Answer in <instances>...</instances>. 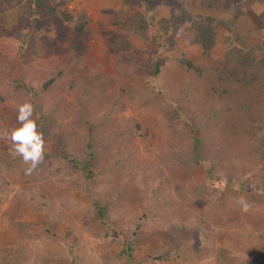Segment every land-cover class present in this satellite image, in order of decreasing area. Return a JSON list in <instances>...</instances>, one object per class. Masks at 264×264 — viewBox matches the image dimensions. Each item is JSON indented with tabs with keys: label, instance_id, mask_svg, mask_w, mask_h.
Returning <instances> with one entry per match:
<instances>
[{
	"label": "rangeland",
	"instance_id": "rangeland-1",
	"mask_svg": "<svg viewBox=\"0 0 264 264\" xmlns=\"http://www.w3.org/2000/svg\"><path fill=\"white\" fill-rule=\"evenodd\" d=\"M15 1L0 0V49L9 59L14 57L18 47L20 24L24 23L25 26L21 32L26 33L36 28L31 27L32 15H28L27 20L21 14V7L26 11L29 9L27 8L29 0H22L18 6H15L17 3ZM185 2L195 14L213 13L207 6H203L200 0H185ZM247 2L249 8L254 12L256 23L261 26L257 33L249 35V42L258 45L264 39V0H255L254 2L248 0ZM59 8L61 11L69 9L73 20L63 27L61 24H56L51 17L45 24L46 30L44 27L37 29L35 33L38 35L30 43L32 44L30 48L37 52L33 53L29 57L31 60L28 61L33 64L30 70L34 67L37 70H44L47 66L49 67L50 61L55 57L59 65L64 67L63 75L66 76H62L54 84L52 83L42 90L43 102L51 106L57 97L63 96L65 101L72 104L71 107H66V105L57 103L59 105L58 113H55L57 116H62L61 119H57V122L63 127L62 131L65 133L67 144L63 143V132L60 133L56 129L51 132L55 134L53 137L50 130H46L44 134L45 153L54 150L62 151L64 148L80 149L85 137L90 133L85 120L82 119L83 114H88L86 111L92 112L96 104L86 102L88 97L86 92L81 90L79 85L69 81L71 76L79 75L80 69H73L71 63L67 66L64 65L68 52H65L66 54L54 52L50 44L54 43L55 47L65 45L68 48V45L76 42V38L79 39L78 49L84 56V64L88 66L96 64L100 67L99 70L112 74L118 84H115L114 89L111 90L115 91L117 96L120 92V80L114 65L117 55L113 52L106 54V51L109 46L108 42L118 33V22L121 23L124 20L123 23H130L129 18L133 19L130 6L123 3L122 0H64ZM219 10L222 11L220 6L217 11L219 12ZM80 13L86 14L87 18L91 20L90 35L80 36L78 34L77 36L73 33L72 28ZM160 14L168 15L164 9L160 10ZM122 27L125 25L122 24ZM157 29L158 27L154 29L153 26H150L149 32L153 34ZM123 34L126 35L130 45L132 44V48L128 46L130 49L126 50L132 59L129 66L125 67L129 74H124L122 81L132 89L137 86L139 91L133 94L131 91L122 94L125 106L122 109L113 108L109 116L112 124L111 129L105 128V131L113 130L117 137L116 142L112 143L114 146L112 155L116 158H124L126 162L124 168L135 173L134 179L131 180L134 183L130 182L134 186L132 193H126L117 200L112 208L110 206L106 217L90 226L83 227L77 217L83 213V210L88 209L93 201V195L101 188L97 177L104 178V175L108 173L105 168L102 167L101 172L95 171L97 177L94 181H84L80 172L66 174L67 171L62 169L63 166L59 167L60 172L54 177L30 180H26L27 176L12 177L5 173L2 161L6 157V153L12 150L11 141L0 140V168L4 170L0 172V175L5 173V179L0 185V264H8L5 263L6 256H1L3 247H6L8 256L12 257L16 264H46L48 261L45 260L46 256L51 259L50 264H69L70 252L77 254L79 264H117L119 262L124 264L127 255L122 250L127 241L133 243H131V252L135 264H264V246L262 241L257 240L259 238L255 234L264 227V212L261 210L264 205L263 193L262 196L260 195L262 198V201L260 200L261 207L248 204L249 190L242 193L241 200L248 205L247 209H250L245 212L249 214V217H241L240 220H236L233 210H243L239 207L240 204L231 197L234 194L233 189L222 185V190L229 196L226 201L227 205L224 208L211 206L215 215H208L206 219L210 222L208 231H210L209 235L213 236L212 239H208L210 236H202L194 241L192 234V231L197 227L199 218L202 217V212H206L208 206L203 207L202 212L196 211L197 209L192 211L188 200L181 203V200L176 197V193H172L170 187L166 188L164 197H167V201L172 202L173 206L166 211V217L159 219L156 216L151 205L154 197V185L157 180H162L158 175V170L161 168L158 156L162 151L168 149L171 131L177 128L179 123H176L171 116H167L165 113L169 109L164 104L167 98L159 93L155 94L154 99L148 100L150 86L148 85L149 81H145L147 74L142 70L150 68V57L156 59L159 49L163 51V54H169L173 50L180 52L182 49L191 58L196 59L200 56L201 48L182 45V48L179 46L157 48L153 52L146 37H138L132 32H123ZM62 36L68 39L69 44L62 42L63 39L60 38ZM223 46L224 43L221 40L211 51V56L214 58L219 56L223 51ZM49 51L51 53H48ZM256 56L257 66L263 67L264 61L261 58L264 57V49L257 51ZM18 66L20 67V60H18ZM173 66L170 65L167 79L174 73ZM19 67L15 71L16 74L20 71ZM137 67L139 71H137ZM91 71L89 70L88 73ZM256 73L259 72L256 71ZM50 76L51 72L49 71L45 76L35 77L31 83L42 89L43 83ZM80 78L79 76L81 82ZM191 92L194 94L192 95ZM184 94L181 109L185 116L189 114L190 110L208 116L212 112L218 111L216 106L220 104L219 101L215 98H207L203 86L195 91L189 89ZM246 96H248L247 93ZM263 103V101H257V108L258 105L264 108ZM108 106H110L108 102L104 106H100L103 108L97 110L96 115L105 116ZM222 106L223 112L216 116L214 122L209 121V129L222 126L228 130L226 116H231L232 107H229L224 101H222ZM46 116L53 115L47 114ZM241 116L243 118L238 121L239 124L245 120L243 113ZM262 120L264 121V117ZM12 125L13 123L9 119L3 121L0 128L11 131ZM129 129L131 132L128 131ZM120 131H125V133L120 134ZM217 132L220 133V131ZM219 135L216 134L217 137ZM226 138L227 135H223L224 143ZM233 138L237 141L239 139ZM248 138L235 144V147L237 146L236 149L239 148L241 151L239 153L241 158L238 162H243L240 170L243 171L245 180L254 183L255 178L264 170V160H258L255 154L246 149V145L249 144ZM235 147L232 152L236 150ZM236 158L237 156L233 158L235 162ZM60 162V159L59 161L55 160L54 164L58 165ZM125 171L124 169L122 174ZM205 178L202 168H197L196 181L204 182ZM79 181H83L90 191L82 192L77 189ZM219 183H217L218 187L221 184ZM252 183L249 186L251 192L259 194ZM42 195L47 197H41ZM16 197H20V201L24 200L20 205L21 214L16 220L28 225L27 230L21 234L17 233L8 216ZM177 203L178 205L180 203V206L176 211L175 204L177 206ZM143 214H145L144 217ZM50 217L59 218L58 225L54 226ZM19 246H22L27 257L23 262L17 256Z\"/></svg>",
	"mask_w": 264,
	"mask_h": 264
},
{
	"label": "trees",
	"instance_id": "trees-1",
	"mask_svg": "<svg viewBox=\"0 0 264 264\" xmlns=\"http://www.w3.org/2000/svg\"><path fill=\"white\" fill-rule=\"evenodd\" d=\"M16 1L15 6L22 3V0ZM247 1L200 0V3L207 6L213 13L195 14L185 0H122L123 3L130 6L133 19L129 18L130 23H123L124 20L121 23L118 22V33L115 38H110L106 51V54L113 52L117 55L116 60H114L115 71L120 80V92L117 96L115 91L111 90L114 89L115 84H118L112 74L99 70L100 67L96 64H90V66L84 64V56L78 49L79 39L76 38V42L68 45V48L65 45L55 47L54 43L50 44L54 52L58 51L64 54L68 52L64 65L67 66L71 63L73 69H80L79 75L71 76L69 81L79 85L78 87L86 92L88 95L86 102L96 103L92 112L86 111L88 114H83L84 117H82L90 133L85 137L80 149L64 148L62 151L54 150L45 153L43 162L30 175L24 173V169L28 165L23 162L21 157L14 156L11 150L2 159L5 173L12 177L16 175L27 176L26 180L41 177L49 178L58 174L60 172L59 167L63 166L62 169L67 171L66 174L80 172L84 181H94L97 177L95 171L101 172L102 167H104L108 173L104 175V178L97 177L101 188L93 195V201L88 209L83 210V213L77 217L83 227L90 226L106 217L110 206L112 208L117 200L126 193H132L134 186L130 182L134 179L135 173L124 168L126 164L124 158L120 159L112 155L111 152L114 147L112 143L116 142L117 137L113 130L105 131V128L111 129L112 124L109 116L113 108L122 109L125 106L122 94L130 91L133 94L139 91L137 86L132 89L122 81L124 74H129L125 67L129 66L132 59L126 51L132 48V44L130 45L123 32H132L138 37H146L153 52L157 48L172 46L182 48V45H193L201 48L200 56L202 57L199 56L196 59L191 58L182 49L180 52L173 50L169 54H163V51L159 49L156 59L150 57V68L142 70L147 74L145 81H149L150 96H148L150 98L148 100H152L151 98L159 93L167 98L164 104L169 109L165 113L167 116H171L176 123H179L178 127L171 131L168 149L162 151L158 156L159 167H161L158 170V175L162 180H157L154 185V197L151 205L156 216L159 219L166 217V211L173 206L172 202L167 201V197H164L167 187L172 189V193H176V197L181 200V203L188 200L192 211L197 209L196 211L202 212V208L208 206L207 210L210 209L211 211L202 212V217L196 224L197 227L192 231L194 241H196L199 237L210 236V231H208L210 222L206 219L208 215H215L212 207L224 208L227 205L226 201L229 196L222 190V185L233 189L234 194L231 197L239 204L243 202L241 200L242 193L249 190L248 204L261 207L260 200L262 198L260 197L262 193L264 195V170L260 172V176L255 178L254 183L245 180V175L240 170L243 162H238L241 158V154H239L241 151L239 148L236 149L237 146L235 147V144L249 137V144L246 145V149L255 154L258 160H264V121L262 120L264 108L259 105L257 108L256 105L257 101L264 102V66L260 67L256 64V52L264 49V39L258 45L249 42V35L257 33L261 26L256 23L254 12L249 8ZM63 3L64 0H29L27 11L21 7V14L27 20L28 15L33 16L31 27L36 28L25 33L21 32L25 28L24 23L20 24L18 30L20 38L13 58L9 59L0 49V126L3 121L10 119V122L13 123L12 127H18L16 121L18 106L25 101H31L34 106L33 119L37 120L38 130L43 133V136L46 130H50L53 137L55 134L51 133L52 131L57 129L60 133L63 132V127L57 122V119H61L62 116H57L55 113H58V104L66 105V107H71L72 104L65 101L63 96L57 97L51 106L48 103L45 104L42 90L52 83L54 84L62 76H66L63 75L64 67L59 65L55 57L50 61L49 67L47 66L44 70H37L36 67L30 70L33 64L28 62L31 60L29 57L37 52L30 48L32 46L30 43L38 35L35 33L37 29L44 27L46 30L45 24L51 17L56 24H61L63 27L73 20L69 9L60 10L59 7ZM219 6L222 11L219 10L218 12ZM161 9L167 11L168 15H159ZM122 24L125 27H122ZM150 26H153L154 29L158 27V29L151 34L149 32ZM72 30L77 36L78 34L80 36L90 35L92 31L91 20L87 18L86 14H78ZM60 38L63 39V43L69 44L68 39L64 36ZM221 40L224 43L223 51L214 58L211 56V51ZM78 53L80 54L78 55ZM263 59L264 57L261 58L262 61H264ZM18 60H20V67ZM170 65H174V73L167 79ZM17 67L20 71L16 74ZM89 70H92L91 73H88ZM49 71L51 76L45 80L42 89L31 83L35 77L45 76ZM137 71H139L138 67ZM79 76L82 78H80L81 82ZM202 86L207 98H215L219 101L220 104L216 106V110L219 112H212L208 116L190 110L189 114L185 116L181 109L184 92L189 89L195 91ZM222 101L232 107L231 116H226L228 130L222 126L209 129V121L214 122L216 116L223 112ZM104 102L110 103L109 108H106L105 116L96 115L97 110L103 108L100 106L106 104ZM242 113L245 120L239 124L238 121L243 118ZM47 114L53 116H46ZM128 131L131 132V129ZM123 133L125 131H120V134ZM216 134H220L219 137ZM62 135H64L63 143L67 144L65 133L63 132ZM223 135H227L225 143L223 142ZM233 137L239 138L238 141ZM234 147L236 150L232 152ZM236 156L235 162L233 158ZM59 159L61 162L55 165L54 161H59ZM151 165L154 166V164ZM197 168H202L204 171L206 177L204 182L196 181ZM124 169L126 170L125 174H122ZM4 170L0 168V172ZM5 173L0 175V185L5 179ZM217 183L220 184V187L217 186ZM251 183L259 194L251 192L249 187ZM77 189L82 192L90 191L83 181H79ZM41 197L47 196L42 195ZM20 199V197L14 198V204L8 212L10 222L18 234L24 233L28 227L22 221L16 220L21 214L20 205L24 201H20ZM178 206L180 203L179 205L177 203V206L175 204L176 211L179 209ZM261 210L264 212V205ZM233 211L235 219L240 220L241 217H249V214L245 212L250 211V209ZM212 212L213 214H210ZM50 220L54 226L59 223V218L50 217ZM255 234L259 238L257 240L262 241L264 246V227ZM212 238L211 235L208 239ZM131 243V241H127L124 244L122 252L127 255L124 264H135L132 260ZM17 250V256L21 258V261L26 260L27 257L22 246H19ZM1 252V256H6L5 263L16 264L14 259L8 256L6 247H3ZM45 260H48L46 264H50L51 259L46 256ZM69 264H79L76 253L70 252Z\"/></svg>",
	"mask_w": 264,
	"mask_h": 264
},
{
	"label": "clouds",
	"instance_id": "clouds-1",
	"mask_svg": "<svg viewBox=\"0 0 264 264\" xmlns=\"http://www.w3.org/2000/svg\"><path fill=\"white\" fill-rule=\"evenodd\" d=\"M34 106L31 101H25L18 106L16 121L18 127L11 131L0 128V140L11 141L12 154L22 158L28 165L25 175H30L37 169L45 156V140L43 133L38 130L37 120L33 119ZM38 119V118H37ZM239 207L246 211L248 205L241 202Z\"/></svg>",
	"mask_w": 264,
	"mask_h": 264
},
{
	"label": "crops",
	"instance_id": "crops-1",
	"mask_svg": "<svg viewBox=\"0 0 264 264\" xmlns=\"http://www.w3.org/2000/svg\"><path fill=\"white\" fill-rule=\"evenodd\" d=\"M158 14H160V13H158ZM161 15V14H160ZM162 16V15H161Z\"/></svg>",
	"mask_w": 264,
	"mask_h": 264
}]
</instances>
